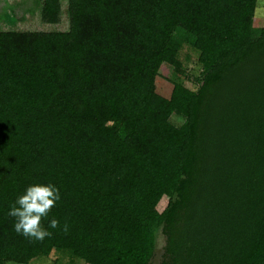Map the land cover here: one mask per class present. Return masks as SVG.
<instances>
[{
	"label": "trees",
	"instance_id": "1",
	"mask_svg": "<svg viewBox=\"0 0 264 264\" xmlns=\"http://www.w3.org/2000/svg\"><path fill=\"white\" fill-rule=\"evenodd\" d=\"M30 1L68 28L0 29V264H264L258 0ZM37 183L60 191L43 241L8 216Z\"/></svg>",
	"mask_w": 264,
	"mask_h": 264
},
{
	"label": "rangeland",
	"instance_id": "2",
	"mask_svg": "<svg viewBox=\"0 0 264 264\" xmlns=\"http://www.w3.org/2000/svg\"><path fill=\"white\" fill-rule=\"evenodd\" d=\"M22 0H9L7 1V6H2L0 3V6H2L5 11L7 12V19L5 21H8V18H11L10 23L2 22L0 21V29H19V30H50V29H56V30H66L68 28V17L66 15V12L63 11V15L61 16V20L59 23L49 26L39 20V14L38 11L35 12H28L24 7L28 6L31 1L27 0L26 3L20 5L19 3ZM40 2V1H39ZM26 4V5H25ZM64 8H66V4H64ZM254 21L257 24H260L261 26L264 25V0H258L255 10V17ZM180 58L182 60V68L184 70V75H177L181 79V81H184L185 84L188 87L194 88L196 86V77L199 74L200 66L197 62V52L190 48L189 46H184L180 53ZM167 69L162 70L163 73L167 76H169L170 67L167 66ZM169 71V72H168ZM162 73V74H163ZM155 84L159 92H161L164 95H168L171 91L172 85L171 82H169L167 79L163 78V76H157L155 79ZM170 121L176 125H179L183 122V118L178 116L177 114H172L170 116ZM157 254V261L160 258V253ZM55 256L62 257L63 264H66L68 262V258L64 256H59L54 254ZM43 258L37 257L34 260L30 262V264H41L38 260H41ZM156 261V262H157ZM152 263V264H156ZM42 264H49V260L46 263ZM75 264H83L79 261H76Z\"/></svg>",
	"mask_w": 264,
	"mask_h": 264
},
{
	"label": "clouds",
	"instance_id": "3",
	"mask_svg": "<svg viewBox=\"0 0 264 264\" xmlns=\"http://www.w3.org/2000/svg\"><path fill=\"white\" fill-rule=\"evenodd\" d=\"M59 199L60 191L54 184L29 185L10 205L8 211V216L14 218L15 232L35 241H43L46 237H50L52 233L48 228H59V221L52 218L48 228H45L42 226V219L48 216ZM67 230L68 226L65 223L63 231L67 232Z\"/></svg>",
	"mask_w": 264,
	"mask_h": 264
}]
</instances>
